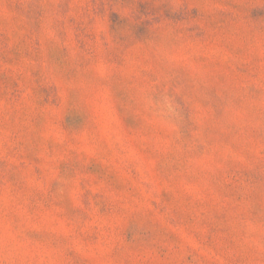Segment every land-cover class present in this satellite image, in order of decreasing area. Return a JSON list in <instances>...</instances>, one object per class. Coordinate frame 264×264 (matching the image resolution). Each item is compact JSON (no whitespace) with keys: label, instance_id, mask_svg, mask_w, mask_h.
<instances>
[{"label":"rangeland","instance_id":"rangeland-1","mask_svg":"<svg viewBox=\"0 0 264 264\" xmlns=\"http://www.w3.org/2000/svg\"><path fill=\"white\" fill-rule=\"evenodd\" d=\"M0 264H264V0H0Z\"/></svg>","mask_w":264,"mask_h":264}]
</instances>
